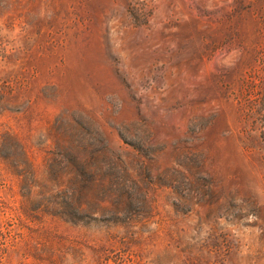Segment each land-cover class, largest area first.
<instances>
[{"label":"rangeland","instance_id":"374dc122","mask_svg":"<svg viewBox=\"0 0 264 264\" xmlns=\"http://www.w3.org/2000/svg\"><path fill=\"white\" fill-rule=\"evenodd\" d=\"M4 133L0 264H264V0H0Z\"/></svg>","mask_w":264,"mask_h":264},{"label":"trees","instance_id":"16d2710c","mask_svg":"<svg viewBox=\"0 0 264 264\" xmlns=\"http://www.w3.org/2000/svg\"><path fill=\"white\" fill-rule=\"evenodd\" d=\"M8 143L10 146L18 148L16 155L13 152H4L1 156L8 163L9 168L15 171L21 167L18 165V161L21 160L22 163L28 164L29 161L27 159L24 147L15 139V137L9 133H4L0 148H4L5 144ZM18 157V159H16ZM20 175V173H17ZM25 199L23 200L22 209L28 213L30 211H40L45 215L52 216L55 218H59L66 224L71 226H78L80 224L83 225H92L96 220L94 213L98 211V209L107 208L108 205H104V201L98 202L96 200V196H65L62 199L57 198V200H53L51 198L45 199H37L38 196H23ZM124 203L122 199L115 204V208L121 206V203ZM115 203V202H114ZM94 207V208H92ZM115 222V221H111ZM116 223H121L120 221H116Z\"/></svg>","mask_w":264,"mask_h":264}]
</instances>
